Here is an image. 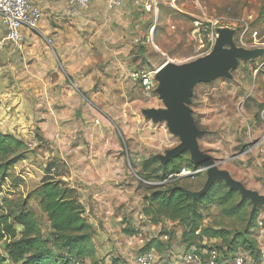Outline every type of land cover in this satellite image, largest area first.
Returning a JSON list of instances; mask_svg holds the SVG:
<instances>
[{"label": "crops", "instance_id": "1", "mask_svg": "<svg viewBox=\"0 0 264 264\" xmlns=\"http://www.w3.org/2000/svg\"><path fill=\"white\" fill-rule=\"evenodd\" d=\"M31 3L42 14L37 28L22 27L18 46L6 41L0 48V132L13 134L31 147L44 145L45 160H62L68 170L62 178L76 189L85 216L95 229L96 257L104 264L113 260L115 264H135L140 248L158 235L161 225H153L143 216L145 194L134 188L132 167H139L148 155L157 154L155 150L162 145L173 144L176 137L169 131L166 133L162 124H154L144 116L146 122H140L135 112L132 113L135 120L130 121L128 128L118 127L93 101H115V94L107 93L105 85L114 87L128 80V76L134 80L136 73L129 71L128 54L143 43L152 15L150 0H120L119 5L93 0L85 8L67 0H31ZM4 35L0 22V39ZM48 38L50 45L45 40ZM254 64L257 61L245 65ZM95 84L101 88L94 90ZM199 84L200 89L212 88L215 93L224 88L223 82ZM120 97L138 102L124 93ZM216 97L210 102L214 104L219 99L221 106L225 105L222 95ZM202 100H206V95H202ZM213 104L205 107L206 116L200 110L203 123H209L208 116L215 115ZM127 112L125 105L116 116L127 123L130 113ZM260 125L263 133L264 125L254 119L251 128L255 140L262 135ZM122 133L130 135L129 147ZM261 156L264 163V150ZM248 188L264 194V182ZM258 210L251 232L260 251L264 249V210ZM204 215V225L215 224L219 208L215 206V210ZM164 224L173 225L169 221ZM128 226L136 233L126 235L124 229ZM180 230H176L168 250L156 252L154 264H188L183 255L194 248L180 242ZM165 238L160 237L164 241ZM220 241L211 238L202 244ZM238 253L257 258L244 250L233 255Z\"/></svg>", "mask_w": 264, "mask_h": 264}, {"label": "rangeland", "instance_id": "2", "mask_svg": "<svg viewBox=\"0 0 264 264\" xmlns=\"http://www.w3.org/2000/svg\"><path fill=\"white\" fill-rule=\"evenodd\" d=\"M263 2L264 0H150L152 15L143 43L128 54L129 71L136 73L137 77L131 81L128 76V80L114 87L105 85L107 93L115 94L117 99L94 100V105L105 111L118 127L128 128L130 121L135 120L132 117L133 112L140 116V122L141 120L146 122L140 109L159 108L163 104L153 91L149 94L144 92L140 81L141 73L155 70L164 61L182 63L206 54L214 42L213 27L215 26L239 27L240 30L235 36L238 45L248 48L264 46V20L258 18ZM245 64L247 63L238 65L231 79L217 78L211 82L214 85L224 83L220 93H215L212 88L202 90L201 85H197L195 98L190 107L199 128L206 130L198 141L200 148L212 157L223 160L219 167L228 170L233 178L241 179L248 187L257 182H264V163L261 160L264 150L262 135L255 140L251 128L254 119L260 120L264 125V57L257 60V64L249 67ZM99 88L101 85L95 84L93 87L94 90ZM121 93L126 94L129 99L131 97L138 99V102L123 100V97H120ZM219 94L224 98L223 106L219 99L214 104L209 100H216ZM202 95H206L205 101L202 100ZM229 99L231 102H228ZM255 100H259V103ZM212 104L214 105L212 109L214 111L216 109L215 115L211 118L208 116L209 123H203L199 116L200 110H203L206 116L205 107ZM125 105L128 108L127 113L130 112L126 117L127 123L123 122L122 117L116 116V112H121ZM254 114L256 115L253 116ZM159 124L164 126L167 133L165 123ZM261 128L260 125V128L258 127L260 132ZM122 136L125 145L129 147L130 135L122 133ZM177 143L176 138L173 144L162 145L155 152L164 153L166 149L172 148ZM43 148L44 145L31 147L27 143L28 150L26 149L21 158L10 166L7 178L0 182V197L7 202H15L30 195L28 205L33 208L45 230L35 193L31 191L35 190L44 178V170L49 166V171L53 174H61L68 170L64 164L48 166L49 161L44 159ZM151 155L153 154L147 157ZM132 168L136 175L130 173L134 188L143 195L146 193V188L160 182L157 178L145 180L136 174L138 167ZM204 179L203 172L186 182H192V185L197 187L195 190H198ZM208 210H215V206H211ZM175 230H180V227L175 226Z\"/></svg>", "mask_w": 264, "mask_h": 264}, {"label": "trees", "instance_id": "3", "mask_svg": "<svg viewBox=\"0 0 264 264\" xmlns=\"http://www.w3.org/2000/svg\"><path fill=\"white\" fill-rule=\"evenodd\" d=\"M258 14V18L264 20V2ZM26 149L27 143L23 139L0 132V182L7 178L8 169ZM47 161L48 166L66 165L55 158ZM184 165L194 166L187 152L164 165L159 163L155 154L141 161L136 174L145 180L157 178L160 181L146 188L141 212L151 224H160L161 228L156 237L144 243L140 253L150 250L163 253L168 250L175 235V226H178L181 229L180 242L187 248L193 247L201 258L214 248L223 258L231 257L239 250L257 257L259 250L251 231L259 210L251 213L249 200L241 199L237 190L229 189L222 181L214 182L204 195L192 200L184 189L197 188L192 182H186L196 175L165 180ZM49 168L44 170V178L31 191L35 193L45 230L28 205L30 195L15 202H7L0 197V264H104L96 257L93 242L95 229L85 216V208L76 189L63 180L65 171L53 174ZM211 206L219 208V220L213 222L215 224L204 225V213ZM164 221L173 225L168 227ZM124 233L132 235L136 230L128 226ZM162 236H167V239L161 240ZM211 238L221 241L218 244H202L203 240ZM115 263V260L111 262Z\"/></svg>", "mask_w": 264, "mask_h": 264}, {"label": "water", "instance_id": "4", "mask_svg": "<svg viewBox=\"0 0 264 264\" xmlns=\"http://www.w3.org/2000/svg\"><path fill=\"white\" fill-rule=\"evenodd\" d=\"M239 30V27L215 26L214 42L206 54L182 63L164 61L160 64L153 75V92L163 106L143 108L141 113L154 124L165 123L169 133L178 139L172 148L155 154L161 165L187 152L189 161L203 170L205 180L201 188L184 189L192 200L204 195L214 182L222 181L229 189L237 190L241 199L249 200L252 213L255 209L264 210V194L233 178L228 170L219 167L223 160L200 148L198 141L206 131L196 124L190 107L197 84L209 83L217 78L231 79L239 64L264 57V46L248 48L237 44L235 36Z\"/></svg>", "mask_w": 264, "mask_h": 264}, {"label": "built area", "instance_id": "5", "mask_svg": "<svg viewBox=\"0 0 264 264\" xmlns=\"http://www.w3.org/2000/svg\"><path fill=\"white\" fill-rule=\"evenodd\" d=\"M69 4L80 8L87 7L93 0H67ZM110 5H119L120 0H96ZM40 9L31 3V0H0V22L5 30V35L0 39V48L6 41L18 46L22 40L21 28L26 27L35 30L41 18ZM50 45L51 39H45ZM155 70L143 72L140 75L142 88L146 94L153 91L155 82L153 80ZM137 77V74L133 75ZM262 142L264 145V130L262 133ZM203 172L195 166L180 168L177 173H171L165 180H172L183 176H195ZM157 259L155 251L150 250L139 253L134 258L135 264H154ZM183 260L188 264H264V249L258 251L256 259H251L246 255L234 254L231 257L223 258L219 250L211 249L207 252L205 258H201L192 249L183 255Z\"/></svg>", "mask_w": 264, "mask_h": 264}]
</instances>
